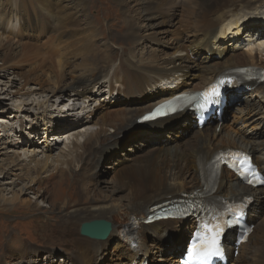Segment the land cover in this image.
Masks as SVG:
<instances>
[{"label":"bare ground","instance_id":"bare-ground-1","mask_svg":"<svg viewBox=\"0 0 264 264\" xmlns=\"http://www.w3.org/2000/svg\"><path fill=\"white\" fill-rule=\"evenodd\" d=\"M157 1L160 0H152L147 5H155ZM245 1L248 4L250 0H198L195 2L194 10L189 8L187 12L189 16L185 19L184 25L200 33L199 42L193 45L198 46V51L199 48L201 50L214 48L219 42L218 39H221V41L231 39L240 42L238 40H240V32H242L245 38L243 41L246 44L245 52L241 57L240 54H233L229 59L225 58L222 61L224 65L220 64L222 69L218 70L220 69L219 63L214 64L215 66L209 64L202 65V67L192 65L189 61L190 48L193 47L191 45L181 46L179 49H175L176 51L173 54L163 55L161 59L158 57L157 62L137 60L132 56L133 60L130 61V64L126 63V59H120L117 66H114L113 61L115 58L113 57L117 55L104 49L106 54L101 55L94 49L96 40H85L84 36L72 39V36L66 33V37L71 38L70 42L75 46L72 50L68 47L63 51L62 43H70L63 40V35L59 32L60 28H56L65 27L68 24V21L62 18L66 16L62 14L63 10L59 9V14L56 12L49 15L53 5L49 0H3V2L0 0V7L2 8L0 11V60L7 64L11 61L12 56H19L21 60L17 59V61L20 60L18 64H24L28 60V64L33 65L28 71V76L27 72L25 73L24 85L21 87L23 95L34 93L32 90L25 88L27 84L33 83L38 86V89L34 91H47L60 97L65 93H69L70 96L74 95L75 97L73 102H78L79 97H82L83 101L87 100V103L91 104L95 101L96 92L103 85L104 89L101 92H106L109 101V106L98 105L97 108H94L95 112H84L80 118H76L77 123L82 125L77 130H68L65 133L53 135V132L58 130L53 129L50 124L45 125L44 143H48L49 137H51V140L52 137H57L53 139L55 141H61L64 137L67 139V144L60 149L55 158L50 154L45 155L43 153L44 157L38 160L33 155V157L28 158V164L24 165L19 164L14 158L15 160L8 161L5 164L7 170L2 171L0 205L7 207L11 212H16L18 208H28L29 205L22 202L21 197L28 192H34V187L40 185L42 178L50 176L47 175L50 169L54 170L62 167V169L70 171L71 163L76 164L77 169L75 171H77V174L71 182L69 178L62 177L63 186L52 187L49 191L44 189L38 194V199L41 200H47L49 198L48 194H50L51 199L54 198V201L59 202L58 210L55 211L53 207H50L48 210L42 211V206L33 205L36 207L37 212L34 216H31V222L29 223L31 225V236L34 235L42 243L43 250H46V254H48L46 258L53 257L48 249L50 244L54 243L60 245V249L67 255L66 260L69 263L64 262V264H89L91 260L95 261L100 255L103 258L102 252L111 245L119 258L120 262L118 264H148V256L153 253L155 247L150 248L147 244V232H150L152 238L168 234V241L170 238L171 242H169L174 244L169 253L165 254L164 250L160 248L156 251L159 255L157 261L161 259V264H167L171 261V256L174 253L181 254L189 246L188 241L182 249L179 243L174 241L173 236L171 237L169 233H166L169 230V225L176 224L175 227H172V230L176 228L178 232L184 231L183 233L192 238L196 230V221L192 216L182 219L184 221H159V219H156V212L151 209L152 207L165 202L176 204L175 207H177L181 205V203H178L181 201L180 199L188 200L192 196L206 193L208 191L204 179L206 167L216 154L226 150L240 151L250 155L252 164L264 174V141H257L258 139L256 137L252 138L251 135L244 138L239 132L224 126L219 127V125H216L213 129L208 126L215 119L221 121V115L228 104L242 103L241 93L237 92L229 95L227 92L229 89L226 85H216L219 95L213 97L211 109L206 112L199 114L192 111L191 114H186L189 111L185 110L165 119L150 122L147 126L137 125V123L144 122H138L137 120L145 113L150 112L153 107L185 92L208 90L214 86L212 83H215V80L227 71L247 67L264 69V58H262L264 53V30H255L244 23L241 25L240 10L244 7ZM26 2L35 11V22H31L29 19L23 20L21 17V9H28L24 7ZM70 2L74 3V0H70ZM78 4L80 3L78 2ZM157 5L159 6V4ZM43 13H48L49 16L47 17ZM53 23H56L53 30L58 34L53 42L51 37L40 47L28 46L22 49V54H20L21 52L11 54L13 48L9 49L12 41L9 38L11 36H9V32L16 31L19 33L27 27H36L43 34L46 29L50 32ZM231 23H235L233 24V30L224 28ZM71 32L73 31L70 30ZM132 35L129 30L126 34L128 36L126 40H128L127 38H133ZM207 38L214 39V41L205 44L204 39ZM30 51L33 54H28ZM130 52L133 51L130 50ZM77 60H80V62L76 63ZM13 64H17V62ZM79 67L81 68L79 69ZM191 70L198 71L191 76L196 78L197 82H190L188 84L191 86H189L190 88L178 90V88L184 87L182 83L179 85L180 79L190 77ZM75 71H78V73L74 74ZM259 74L256 73V76ZM259 78H264V74H260ZM166 80H171L176 85L164 83ZM157 82L163 83V86L159 85L160 88L172 87L173 89L159 91L157 89L159 87H156ZM243 85L245 88L253 90L254 93L246 102V107L243 109L245 112L237 108L240 106L236 107V112L240 113L244 120L249 119L250 123L256 122V125H264V82L250 81ZM223 88H226V90ZM145 90H147L146 93H144ZM131 92H137L139 95L136 98L132 97ZM114 93L119 96L117 103L110 101ZM19 94L21 93L18 91L14 92L13 95ZM21 103H26V100ZM112 104L116 107L115 109H110ZM38 106L43 109L44 104L41 106L39 103ZM49 107L44 108L48 109ZM75 108L73 106L72 110ZM54 111L57 112L56 119L65 116L63 111ZM96 113L102 116L94 121ZM183 115H186L187 123L180 126V129H184V131L191 130L192 127L188 125L191 120L196 119L198 123L191 134L193 136L192 140L184 143L183 147L181 145L177 146L176 143L177 145L174 144L172 147L168 145L165 148H150L135 157L133 162L113 170L114 173H112L111 178L113 184L109 191L98 189L99 186L95 185L92 177H90L88 168L92 170L95 161H100L105 148L116 143L117 137L130 128L134 120V126L138 127L139 130L147 129V127L154 128V132L145 137L148 142L156 144L160 140V136L164 137L166 134H158V129L181 119ZM87 123H92L97 127L88 131ZM199 126L202 127L200 130ZM81 128H84V130L79 131ZM217 129L219 130L218 133ZM146 134L148 133L146 132ZM30 136L34 140L38 134H30ZM70 136H72L71 139ZM79 138L83 139L82 142H79ZM33 140H26L23 144L33 146ZM53 149L49 148L47 151L50 152ZM30 150L34 152L35 149ZM42 174H44L43 177ZM10 177H13V179ZM16 187L18 188L16 189ZM120 191L125 193L122 196H116ZM263 196L264 189H251L244 186L230 172L223 169L220 172L211 198L234 200L240 205L236 214L237 217L244 225L248 226L249 221H254L256 218L254 214L255 202H259ZM199 210L200 207H196L194 212L198 213ZM94 221H105L112 226L108 241L98 242L80 236L81 226ZM117 234H121L119 236L121 242L117 240L115 242L111 239ZM132 235L137 237V242L130 241ZM235 237V229L228 231L226 236L223 237L222 243L226 256L215 260L214 264H264V221L255 225L246 243L239 244L236 242ZM133 243L137 244L136 250L130 249V246L134 245ZM125 245L129 246L130 250ZM11 246L7 244L5 255L0 259V264H6V258L9 259L7 264H21L23 262L30 264L33 262L31 260L32 256L37 255L39 251L26 243H20L17 248L13 244ZM234 251L238 254L236 259H232ZM181 258L175 260L177 264H179ZM122 259L124 261H121Z\"/></svg>","mask_w":264,"mask_h":264},{"label":"rangeland","instance_id":"rangeland-1","mask_svg":"<svg viewBox=\"0 0 264 264\" xmlns=\"http://www.w3.org/2000/svg\"><path fill=\"white\" fill-rule=\"evenodd\" d=\"M197 1L198 0H160L157 1L155 5L151 6L147 5V3H151L152 0H74V3L70 2V0H59V2L58 0H49V2L53 4L52 8L50 9L49 15H53L56 12H58L59 14L58 10L61 9L63 10L62 14L67 16H63L62 18H65L66 21H68V24H66L65 22V27H56V23H53L51 24L50 32L46 29L45 31H43V34H41L40 30L36 27H27L25 28V30L19 33H17L16 31L9 32V36L11 35L9 38L12 40L9 49L13 48L14 52H11L12 55L18 54L19 52H21L20 54H22V49L28 46L40 47L51 37V41L53 42L58 36V34H56V31L53 30L54 27H56L60 28L59 32H61V34L63 35V40H66L68 42H70L71 38H77L78 36H84L85 40H96L94 49L101 55L106 54L104 50L117 55L116 57H113L115 58V60L113 61V63H115L114 66H117L118 62H120V59H126V63L130 64V61L133 60L132 56H134L137 60L142 59L146 62H157L159 60L158 57L161 59L163 55L168 56V54H173L176 51L175 49H179L181 46H193L196 45V42H199L198 37L200 36V33H197L192 30V28H187L186 25H184L185 19H187V17L189 16V14L187 13L189 11V8L194 10V7L196 6L195 2ZM78 2L80 4H78ZM157 4H159V6ZM24 5V7H27L28 9H21L22 19H29L31 22H35V11L31 7V5L28 4V2H26V4ZM75 7L77 8L76 10ZM1 10L2 8L0 7V11ZM70 14L72 15V17ZM45 15L47 17L49 16L48 13ZM240 15V22H242L241 25L244 23L248 24V26L253 27L255 30H264V0H256L254 2L250 0L248 1V4L247 1H245L244 7L240 10ZM233 24L235 23L226 25L224 28H226L227 30H233ZM70 30L73 31L75 35L73 34V32H71V34ZM129 30L132 32L133 38H127L128 40H126V37H128L126 36V34ZM66 33H69L68 35L72 37L67 38ZM244 39L245 38L243 37L242 32H240V40H238L240 42L231 39L227 41H221V39H218L219 42L215 45L214 48H204L203 50L199 48V51L197 50L198 46H193L192 48H190L191 56H189V61H191L192 65H198L199 67L209 64L215 66L214 64L216 63H219L218 65H224L222 61L225 58L229 59L233 54H240V57L241 55H243L246 48V44L243 41ZM204 40L205 44L214 41V39L211 38H207ZM62 44L63 45L61 46L63 51L68 47L70 50H72L75 46L74 44H71V42L69 44ZM130 50L133 52H130ZM217 52H219L218 55ZM28 54H33V52L30 51ZM18 58L19 56H12L11 61L7 64H4V62L0 60V179L3 176L4 170H7L5 164L8 161L15 160L14 158H16V161L19 164L24 165L26 163L28 164V158L33 157V155L34 158L38 160L44 157L43 153H45V155L50 154L53 158H55L60 149L64 148L65 144H67L66 137H64L61 141L53 140L57 137H52V140L51 137H49L47 141L48 143H44L45 125L48 126L50 124L53 129L58 130L53 132V135L58 133H65L68 130H77L82 125L80 123H77V120L75 119L80 118L81 114L88 111L95 112L94 108H97L98 105L109 106L106 92H101L104 89L103 85L100 86V90L96 92V96L94 98L95 101L91 102V104L87 103V100L83 101L82 97H79L78 102H73V99H75V97L74 95L70 96L69 93H65L60 97L57 96V94L52 95L47 91H34L38 89V86L34 85L33 83L27 84L25 88L28 90H32L34 93H32L31 95H23L21 87L24 85V77L26 76L25 73L27 72L26 74L28 76V71L33 65L28 64V60L25 61L24 64H18V61L21 60L19 58L20 60L17 61ZM262 58H264V53L262 54ZM16 62L17 64H13ZM78 62H80V60L76 61V63ZM222 65L219 66L220 69L218 70L222 69ZM80 68L81 67H79V69ZM195 72L198 71L191 70L189 73L190 77H184L183 79H180L179 85H181L182 83L184 84V87H180L178 88V90L187 89L190 86L188 85L190 82H197L196 78L191 77ZM77 73L78 71H75L74 74ZM223 74L219 76L220 79L218 80V84L226 85V87L229 89V91H227L229 95H233L237 92L241 93L240 97L242 103L228 104L225 111L221 115V121L215 119L208 126L210 127V129H213V127H215L216 125H219V127L224 126L225 128H231L236 132H239L242 136H244V138L251 135L252 138L256 137L258 139L257 141H264V125H256V122L250 123V121H248L249 119L244 120L243 116L240 113L236 112L237 106H240L237 107L239 108V110H243L246 107V102L250 99V96L254 93V91L250 88H245V86L243 85L245 84V82L240 83L232 80L228 83L227 79L223 77ZM164 83H172L173 85H176V83H173V81L171 80H166L164 81ZM159 85L163 86V83L157 82L156 87H159ZM46 89L48 88L46 87ZM157 89L160 91L172 90L173 88L159 87ZM223 89L226 90V88ZM18 91L21 94L13 95L14 92ZM146 91L147 90H145L144 93H146ZM131 94L132 97L135 98L139 95V93L137 92H131ZM118 97L119 96L114 93L113 97H110V101L116 102L117 100H119ZM24 100H26V103H21ZM39 103L41 104V106L44 104V107H50L48 109H45L43 107V111V109L38 106ZM73 106L76 107L74 110H72ZM112 108H116L114 104L111 105L110 109ZM54 110L63 111L65 116L60 119H56L55 117L57 112L55 113ZM243 111L245 112V110ZM97 113L99 112L97 111ZM97 113L94 117V121L102 116L98 115ZM191 113L192 111H189L186 114ZM146 114L148 113H145L143 116H145ZM141 118H139L137 121L139 122L140 120H142ZM186 123L187 117L186 115H183L181 119L173 123L166 124L163 128H159L157 132L158 134H166L164 135V137L160 136L162 139L160 138V140L156 144H153L154 142H148L145 136L152 134L154 132V128L147 127V129H142L143 131L139 130L138 127L134 126V120L132 126L117 137L116 143L105 148V150L102 152L100 161H95L92 170L88 168L90 177H92L95 185L99 186L98 189L109 191L113 184L111 182V178L112 173H114L113 170L115 168L133 162L135 157L142 154L143 152L148 151L150 148H165L168 145L172 147L176 143L178 144H176L177 146L181 145L183 147L184 143L192 140L193 136H191V134L198 123L196 119H194V121L191 120L188 123V125L192 127L191 130L184 131V129H180V126L186 125ZM137 125H139V123H137ZM87 126L88 131L93 130L97 127L92 123H87ZM198 128L200 130L202 127L199 126ZM218 129L217 133L219 132ZM83 130L84 128H81V130L79 131ZM146 132L148 134H146ZM29 133L31 135L38 134V136L33 140ZM71 137L72 136H70V139ZM31 139L34 141L33 146L31 144H27V147L26 144H23L26 140L29 141ZM82 140V138H79V142H82ZM49 148L54 149L49 152L47 151ZM30 149L35 150L34 152H31ZM71 165L72 166L70 168V171L65 170L64 168L62 169V167L60 169H50L49 173H47V175L50 176L47 178H42V182L40 183V185H36L34 187V192H28L25 196L21 197V201L29 205L28 208L22 207L18 208L16 212H11L7 207H2L0 205V210L7 211L5 213L0 211V259L5 255L4 253L7 244H9V246L13 244V246L17 248L19 247L20 243H26L39 250L37 252V255L32 256L31 260H33V262H31L30 264H64V262L69 263L66 260L67 255H65L62 249H60L61 246L54 243L50 244V248L48 249L52 253L53 257L46 258L48 254H46V250H43L44 247L42 243L37 240L34 235L31 236V225H29V223L31 222V216H34L37 212L36 207L33 206L35 204L42 206V211L48 210L50 207H53L55 211L58 210L59 202L54 201V198L51 199L50 194H48L49 198L47 200L42 199L43 201L41 199H38V194H40V192H42L44 189L49 191L52 187H58L59 185H62V177L66 179L69 178L71 182L74 176L77 174V171H75L77 169L76 164L71 163ZM43 176L44 174H42V177ZM10 178L13 179V177ZM22 179H24V177H22ZM17 188L18 187H16V189ZM261 188L264 189V187ZM124 193L125 192L120 191L118 194H116V196H122ZM45 197L46 196L44 195V198ZM254 209L256 218L254 221H249V223L247 224L248 227H252V230L257 223H261L264 221V196L259 202H255ZM175 226L176 224H170L169 230L166 233H169L171 237L173 236L174 241L176 243H179L182 249H184V246L187 243L188 239H190V237L188 234L183 233L184 231L178 232L176 228L172 230V227ZM227 233L228 231H226L225 236ZM151 234L152 233L147 232V244L148 246H150V248H152L153 246L155 247L153 249V253L148 256V264H161V259L160 261H157V258H159L158 253H156L157 249L160 248L164 250V253L166 254L171 251L174 244L170 243V238V242L168 241V234H163L160 237L154 238H152L153 236ZM119 236H121V234H117L114 238L111 239H113L115 242L116 240L118 242H121ZM132 236L133 237L130 241L137 242V237L135 235ZM108 240L109 237L103 242H106ZM126 248L129 249V246H126ZM130 249L136 250L137 244H134L133 246L131 245ZM223 254L224 256H226L225 249ZM102 256L103 258L101 257V255L99 257L97 256L98 258L95 259V261L91 260L89 264H118L120 262L111 245L108 249H105L102 252ZM171 257V261L167 264H177L175 260L180 257V253L176 252ZM237 257L238 254L236 253V251H234L232 254V259H236ZM121 261L124 260L122 259ZM8 262L9 259L6 258L5 263L7 264ZM21 264L29 263L23 262Z\"/></svg>","mask_w":264,"mask_h":264},{"label":"snow or ice","instance_id":"snow-or-ice-1","mask_svg":"<svg viewBox=\"0 0 264 264\" xmlns=\"http://www.w3.org/2000/svg\"><path fill=\"white\" fill-rule=\"evenodd\" d=\"M218 95L219 92L215 86L201 93L204 102L201 107L211 103L213 97ZM176 110L171 104H163L153 109L152 112L146 114L141 119L142 121L154 120L160 116L171 114ZM229 166L233 167L241 179L245 180L249 185L253 187L264 186V174L255 170L249 157H239L234 164ZM169 218L178 219L180 216H170ZM228 226L227 223L220 222L219 218L202 223L199 231L193 235L187 247L185 264H214L215 260L222 257L221 240Z\"/></svg>","mask_w":264,"mask_h":264},{"label":"water","instance_id":"water-1","mask_svg":"<svg viewBox=\"0 0 264 264\" xmlns=\"http://www.w3.org/2000/svg\"><path fill=\"white\" fill-rule=\"evenodd\" d=\"M232 73H235L238 76V78H242L241 77L242 75H249L248 78L252 76L253 78H250V79H257V77L260 75L259 74L258 76H256V73H258V71L257 72L256 71L254 72L253 71L251 72L250 71H246V72L245 71H234ZM183 107H189V106L188 104L184 103L180 108H183ZM147 124H148L147 122L139 123V125H145V126H147ZM168 208L171 209L170 207L165 208L163 211L164 213L163 215L169 212ZM170 216H180V215L168 214L165 217V220H162V221L173 220V218H169ZM178 220H181V219H178ZM111 230H112V226L108 222L94 221L91 223L83 224L80 228V235L83 238H88L93 241L103 242L109 237Z\"/></svg>","mask_w":264,"mask_h":264}]
</instances>
